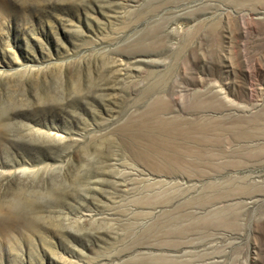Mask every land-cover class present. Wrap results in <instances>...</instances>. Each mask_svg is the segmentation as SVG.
I'll return each instance as SVG.
<instances>
[{"label":"rangeland","instance_id":"1","mask_svg":"<svg viewBox=\"0 0 264 264\" xmlns=\"http://www.w3.org/2000/svg\"><path fill=\"white\" fill-rule=\"evenodd\" d=\"M158 101L214 126L188 174L128 146ZM0 145V212L36 217L0 264H264V0H0Z\"/></svg>","mask_w":264,"mask_h":264},{"label":"bare ground","instance_id":"2","mask_svg":"<svg viewBox=\"0 0 264 264\" xmlns=\"http://www.w3.org/2000/svg\"><path fill=\"white\" fill-rule=\"evenodd\" d=\"M211 27V26H210ZM149 28V27H148ZM155 30V29H154ZM159 30V29H158ZM153 31V30H152ZM151 31V33H152ZM160 31V30H159ZM155 33V31H154ZM155 38V37H154ZM178 53V52H177ZM174 64V63H173ZM171 69V67L169 68ZM165 70V69H164ZM168 71V68H167ZM166 71V72H167ZM164 74V73H163ZM162 74V75H163ZM161 75V74H160ZM162 77V76H161ZM165 77V76H164ZM156 78V77H155ZM159 78V77H158ZM160 79V78H159ZM158 80V79H157ZM164 80V79H163ZM159 81V80H158ZM165 81V80H164ZM155 83V82H154ZM159 83V82H158ZM166 83V82H165ZM163 84V83H162ZM154 84L151 83L150 86H153ZM149 86V85H148ZM156 86V85H155ZM157 88V87H156ZM145 89V88H144ZM158 89V88H157ZM152 90V88H151ZM146 91V89H145ZM144 91V92H145ZM154 91V90H152ZM143 92V94H144ZM150 92V91H149ZM156 92V91H155ZM147 93V92H146ZM152 94V93H151ZM154 94V92H153ZM145 96L147 94H144ZM142 95V96H144ZM149 96V95H148ZM159 96V95H158ZM154 97V96H153ZM145 98V97H144ZM217 98V97H216ZM154 99V98H152ZM150 99V100H152ZM162 99H164V97H162ZM161 99V100H162ZM155 100V99H154ZM166 100V99H165ZM198 100V99H196ZM193 101V100H192ZM160 101H158V103H155L156 106L152 103L151 109L148 108V111H151V113H154V116H150V117H154V119L152 120V122L146 123L145 121H140L138 122V124H131V123H126L122 126L123 130H129L132 131V135H133V139H130V143L128 144V146L131 149V153L133 154V156H135L136 158L138 157L139 159L143 160L144 162H146L149 167L155 171V172H159V173H164L165 175H176V174H188L189 171H191L189 168L191 167V165H193V160L190 158L191 153L194 154V152H191V145L193 141V136L190 132L194 133L193 135H195V133L198 134L199 138H203L206 136V133H208L207 131L211 128V126H213L211 124V122H203V123H199V122H193L190 124L188 129L187 127L185 129L189 130V131H185L184 128H182L181 123L177 122V120L175 121L173 120H166L162 119L161 117L163 115H161L160 113V117L157 116V112L158 109L161 107L162 105L159 103ZM167 103V102H164ZM162 103V104H164ZM196 104V102H194ZM193 103V104H194ZM204 103V102H202ZM194 104V105H195ZM200 104V103H199ZM207 104V103H206ZM210 104V103H209ZM209 104H207L209 106ZM166 105V104H165ZM201 105V104H200ZM205 105V104H204ZM170 106V105H169ZM208 106L206 108H204V110L208 109ZM193 107V106H191ZM203 108V106H200L199 108ZM205 107V106H204ZM216 107V106H215ZM166 107H164L165 109ZM190 108V106H189ZM188 108V110H189ZM210 108V107H209ZM150 109V110H149ZM167 109V108H166ZM165 109V110H166ZM213 109V108H212ZM145 110V109H143ZM203 110V111H204ZM209 110V109H208ZM196 111V108H195ZM197 111H201V110H197ZM141 112V111H140ZM202 112V111H201ZM139 113V112H138ZM142 113V112H141ZM150 113V114H151ZM196 114V112H194ZM200 113V112H199ZM198 113V114H199ZM158 114V115H159ZM194 114V115H195ZM140 115V114H138ZM167 115V114H166ZM200 115V114H199ZM144 116V114H143ZM141 116V118L143 117ZM147 116V114L145 115ZM132 116H130L131 118ZM170 116H168L169 118ZM173 117V116H172ZM145 118V117H144ZM147 118V117H146ZM149 118V117H148ZM147 118V119H148ZM176 118V117H175ZM179 118V117H178ZM138 119V118H137ZM194 119V118H193ZM181 120V119H180ZM198 120V117H197ZM205 120V119H204ZM131 120L127 121L130 122ZM208 121V120H207ZM133 122V121H132ZM186 122V121H185ZM137 125V126H136ZM218 125V124H217ZM220 126V125H219ZM184 127V126H183ZM214 127V126H213ZM212 127V128H213ZM218 127V126H217ZM220 128V127H219ZM184 130V131H183ZM124 132V131H123ZM128 131H126L125 133H127ZM122 133V132H120ZM233 133V132H232ZM209 134V133H208ZM122 135V134H121ZM132 135H129L130 137ZM142 136V137H146L148 135L153 136L154 141L150 142L152 140H148L146 139V141L144 140L141 144L136 143V140L139 138V141L141 139V137L138 136ZM145 135V136H144ZM240 135V134H239ZM123 136H125L123 134ZM150 136V137H151ZM242 136V135H241ZM246 136V135H245ZM149 137V138H150ZM210 137V136H209ZM208 137V138H209ZM215 137V136H214ZM125 138V137H124ZM195 138L197 139L198 137ZM232 138V137H231ZM127 139V138H126ZM145 139V138H143ZM194 139V140H196ZM207 139V138H206ZM142 140V139H141ZM148 140V141H147ZM204 140V139H202ZM121 141V140H120ZM201 140H199L198 142L200 143ZM236 141V140H235ZM197 142V143H198ZM204 142V141H203ZM122 143V142H121ZM205 144V143H204ZM1 146V145H0ZM125 146V145H124ZM135 146V147H134ZM193 147V146H192ZM195 147V145H194ZM2 148V147H0ZM4 148V147H3ZM127 148V147H126ZM196 148V147H195ZM198 149V147H197ZM195 149V150H197ZM202 150V149H201ZM130 152V151H128ZM198 152V151H197ZM201 153V152H200ZM197 154V153H196ZM199 155V154H198ZM197 155V156H198ZM193 156V155H192ZM206 156V155H205ZM202 157V156H201ZM203 159V157H202ZM215 159V158H214ZM201 160V159H200ZM138 161V160H137ZM240 162V161H239ZM203 163V162H201ZM199 162V164H201ZM209 165V164H208ZM207 165V167H208ZM195 166V165H194ZM148 167V166H147ZM149 168V169H150ZM192 169V168H191ZM189 170V171H188ZM202 170V169H201ZM151 171V170H150ZM154 173V172H153ZM198 173V172H197ZM104 174V173H103ZM177 176V175H176ZM188 176V175H186ZM135 181V180H134ZM148 183V182H147ZM150 184V183H149ZM144 186V185H143ZM154 187V186H153ZM150 188V187H149ZM152 188V187H151ZM162 188V187H161ZM166 187H164L162 190L163 192L161 193V196L159 198H154L155 200H153L152 202H149L148 197L142 196V197H137L138 200H136V204L138 205H148L152 208V207H156V206H164V205H170L172 202H174L172 194H171V189L169 191H164ZM169 188V187H168ZM167 188V189H168ZM172 188V187H171ZM174 188V187H173ZM149 190V189H148ZM157 190V189H156ZM161 190V191H162ZM175 191V190H174ZM212 192V191H211ZM254 192V191H253ZM173 193V192H172ZM174 194V193H173ZM149 195V194H148ZM156 196V195H155ZM175 196V195H174ZM208 196V195H207ZM217 201V200H216ZM187 202V201H186ZM189 202V201H188ZM205 202V201H204ZM219 202V201H218ZM202 206H204L205 204L201 203ZM213 204V203H212ZM186 205V204H185ZM34 203H32L30 200H18V199H12L9 201V203L7 204V208L5 213L4 212H0V235L6 236L9 232L10 228H15V227H19V228H25L26 231H34L36 230V217L34 216L35 212L34 211ZM139 207V206H138ZM164 218V217H163ZM184 228V227H183ZM182 228V229H183ZM182 229H180V227L174 229L176 234H183L182 233ZM173 231V230H172ZM172 231H170L169 233H173ZM168 233V234H169Z\"/></svg>","mask_w":264,"mask_h":264}]
</instances>
